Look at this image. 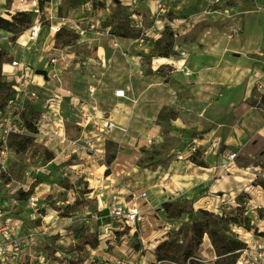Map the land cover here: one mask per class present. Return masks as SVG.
<instances>
[{
	"label": "rangeland",
	"instance_id": "obj_1",
	"mask_svg": "<svg viewBox=\"0 0 264 264\" xmlns=\"http://www.w3.org/2000/svg\"><path fill=\"white\" fill-rule=\"evenodd\" d=\"M55 1L54 15L46 11L38 18L49 26L59 27V43L54 47L55 34L52 47L47 51L51 55L68 53V46L75 43V23L82 30L99 33L104 30L111 41H118L121 36L132 40L133 44L142 42L139 48L133 49L134 54H151L150 50L158 38L161 39L160 46L171 41L174 49L169 57L152 54L157 66L151 70L139 61L140 57L133 61L126 60L118 46L112 45L116 48L114 50L110 43H106V56L111 60L106 62L105 67L91 70L101 77V81L90 80L96 86L95 92L90 95L86 83H82V76L87 74L86 66L80 62L86 60V47L79 46L75 50L80 56L79 64L67 65L60 74L48 72L49 77L45 78L34 73L32 67L21 64V47L25 45L21 46L20 43L19 46V42L15 44V41L7 44L10 51L7 52L6 64L9 65L0 68V78L8 83L0 87L1 119L15 121L17 115L22 121L37 122L43 115L51 116L52 110L46 106V99L52 95L50 89L68 86L65 82L66 79L68 81V69L80 79L73 89L80 95L79 99L93 103L101 110L98 116L93 113L94 118L85 128L76 131L70 129L73 137L81 136V139H88L94 144L95 151L91 154L86 149L71 151L66 143H60L57 139L47 141L37 131L21 151L9 147L11 151L5 164L0 157V201L4 203L5 215L7 218H19L21 221L15 232L31 233L38 243L28 246L26 251L31 255H43L44 260L40 264H117V258L123 259L124 264H161L154 256L155 246L162 240H172L181 246L191 224L200 220L203 211H207L221 217L212 225L221 240L235 239L245 246L228 257L217 256L204 235L195 258L201 264H213L214 261L217 264H238L239 261L242 264H256L260 254L264 253V218L259 216V208H264V138L252 132L244 123L249 141L237 150L226 151V146L221 145L216 150L214 161L207 162V155L213 153L212 150L198 147L196 140L192 139L205 130L203 125L207 122L200 117V106L194 102L197 101L195 95L198 97L202 90L199 86H193L196 82L194 76L199 73L194 72L188 61L180 65L174 61L179 57L184 58L188 52V47L183 46L182 42L193 41L196 44L194 49H202L204 45L209 48V42L218 36H225L229 32L234 34L231 27L243 22L239 14L235 15L231 9L238 0H224L221 3L220 0H207L205 10L184 17L166 12L162 5V10L156 8L155 12V17L164 24L156 39L147 35V23L142 21L141 26L135 23L141 22L139 18L132 21L116 10L110 9L107 14L104 10L102 21L92 29L85 26L84 21L76 22L82 19V15H78L80 11L87 14L96 6L99 7L97 10H101L104 5L102 0ZM184 18V26L192 25L186 34L180 26ZM226 27L230 29L227 33L224 32ZM239 32L242 33V27ZM67 40L72 42L64 46ZM49 42L48 37L46 43ZM4 44L6 41L1 45ZM92 47L88 49L91 54ZM36 52L35 47L29 48L30 54L35 55ZM51 55H47L48 58ZM203 55L207 56L208 52ZM239 55L237 51L230 55L226 53L225 60L235 62L234 71H223L227 64L222 62L216 72L218 85L211 89H220L216 99L226 89L238 93L244 90L247 100L264 111L260 99L264 95V72L252 69L257 63L256 59L241 56L238 60L235 57ZM48 58L43 59L37 68L47 70ZM159 58H168L169 61ZM12 60L20 62L19 67L14 68ZM185 65H189L192 71ZM22 77L35 80L38 97L18 94L11 107L4 112L8 101L5 96L7 89ZM130 82H136L139 89L148 87L150 91L141 97V101H137L129 126L115 125L106 129L104 121L108 117L111 97H115V89L128 87L123 99L134 104L131 87L128 86ZM204 92L213 93L208 88ZM78 109L71 105L69 107L68 97L60 104L67 133L76 121L83 119V112L87 115L92 112L84 105ZM226 114V111L218 110L217 119L223 120ZM200 118L201 123L196 124ZM230 118L228 116L227 121ZM149 130L153 134L145 133ZM46 150L52 151L53 159H45ZM232 153L235 157L229 160L228 155ZM192 154L197 162H204V166L192 162ZM189 162L200 166L202 175L193 178L180 190L174 188L175 183L171 179L182 172V165H190ZM143 190L147 191V200H139L138 204L147 215L144 223L135 230L116 228L113 233L103 232L101 229L105 228L109 202H127L132 193L137 195ZM20 191L29 194L21 196ZM30 196L36 199L33 206L29 202ZM182 206L192 207V212L173 216L174 209ZM238 206L243 207V216L249 218V226L246 223L238 225L225 218ZM94 238L98 240L96 247L83 243L85 239Z\"/></svg>",
	"mask_w": 264,
	"mask_h": 264
},
{
	"label": "crops",
	"instance_id": "obj_2",
	"mask_svg": "<svg viewBox=\"0 0 264 264\" xmlns=\"http://www.w3.org/2000/svg\"><path fill=\"white\" fill-rule=\"evenodd\" d=\"M102 1L104 5L101 7V10H97V8L99 7L96 6V9H93V11H91V9L88 7L90 11H87V14L86 12L84 13L80 11L78 15H82V19L80 21L77 20L76 22L84 21L85 26H89V24H92L94 26L95 24H98L100 21H102V12H104V10L107 11L105 14L109 13L110 9L116 10L122 12L123 15L128 16L130 19H132V21H138L139 18L141 22L139 21L135 23H139L141 26L142 21L147 23V28L145 29L147 35L151 38L156 39L161 31L160 28H162L164 25L160 18L155 17L158 3L166 8V12L175 14L178 17H184L187 15H192L191 13L199 14L202 10H205V2L207 0ZM223 1L224 0H220V3ZM56 4L57 1L50 0L48 6L45 7L42 13L45 14L47 11L51 16L54 15ZM103 7H106V9H102ZM36 9L38 10L36 0H0V16L4 18H10V15L14 14L16 11L32 10L37 15L34 19V22H36L39 21L38 18L41 15L37 14L38 12L34 11ZM231 9L235 11V15L239 14L240 19L243 20V22L240 21V23L242 24H237L234 27H231L232 30H234V34H231V32H229L225 36H218L216 39L209 42L208 47L210 49L205 45L202 49H194V46L196 44L193 41L182 42L181 44L183 46L188 47V52L186 56H184V58L179 57L174 60L177 61V65H180L183 62L187 61L190 62L192 64L194 72L199 73V75L196 74L194 76L196 82L193 86H199L202 88V90L200 91L198 97H196L195 95L197 101L194 102H197L198 106H200L199 112H202L200 114V117H202L204 120H207V122L203 125V127H205V130H202L199 134L193 136L192 139L196 140L198 147H208V149L212 150L213 153L207 155V162L214 161L216 150H218L221 145L226 146V151L237 150L249 141L250 136L243 128L244 123L247 124L248 128L252 132L264 138V111L261 108H256L252 105L251 102L247 100L246 91L242 90L241 93H238L236 91H230V89H226L224 92H220L219 99H216L217 91H220V89H211L213 88V86L216 87L218 85L217 80L215 79L216 72L222 62H226L227 64L223 71H226L227 69L234 71L233 66L235 62L233 60H225V55L227 52H229V55L233 54L234 51L240 52L239 57H235L238 58V60L239 58H241V56L251 58L253 60L256 59L257 63L252 69H255L254 71L262 70L264 72V57H262V55L264 56V0H238V3ZM157 21H159V23H157ZM183 22H186L185 18L182 20V24L180 26L184 29L183 32L186 34L190 30V28H192V25L184 26ZM241 27L242 33L239 32V30H241ZM38 28L39 35L30 44L27 40V29L22 31L17 40H15V44L19 42V46L20 43L22 44L21 46L25 45V47H21V61L23 62L21 64L32 67L34 73L36 69H38L37 67L40 65L43 59L48 58L47 55H51V53H47V51L52 47V43L54 40L52 26H49V24L47 23H45L44 25H41L40 23ZM82 29L83 28H80V30H77L75 32V43L68 46V59L66 60V63L60 61L56 64L55 68H58V74H60L67 65L69 66L74 64L76 66V63L79 64L80 62H82V64L86 66L85 68L87 72V74L82 76V83H86V88L90 95H93L96 89V86L93 83H90V80H95L96 82L101 81V77L99 78L98 75L96 76L91 70H93L94 67H105L106 62L111 60V57L106 56V43H110V47H112L114 50H116V48H114L113 46H118L121 53H123L127 58L126 60L133 61L137 60L136 57H140L139 61H142V63L144 62L145 65L151 70H154L156 68V58L152 57V54L148 53L144 55L141 53L134 54L132 52L134 48H139L142 45V42H135L137 43L135 45V43L133 44L132 40L121 36L118 37V41H111L110 36H107V34H105L106 31L104 30H101V32L99 33L98 31L92 32L88 29ZM108 29L109 26L106 27V30ZM228 31H230V29H227L226 27L224 32L227 33ZM10 35V32L0 29L1 51H10V48L7 46V44H10V41L8 40V37ZM24 37V41L21 42ZM48 37L50 40L49 44L46 43V39ZM4 41H6V44L1 45ZM31 46L35 47L37 51L35 55L29 53V48H31ZM79 46L86 47V60L82 59L80 60V62L78 61L80 59V56L77 55L75 51ZM90 46H93L92 54L91 52H88ZM144 48L147 49V47L145 46ZM204 52H208V55H203ZM159 59L169 61L168 58ZM6 63L7 62L3 63L0 68L4 69L6 65H9ZM19 64L20 62H18V65ZM185 66L190 71H192L189 65ZM47 68V70L44 68L42 69L46 70L47 77H49L48 72H52L53 67L52 65L48 64ZM1 73L3 74V70L1 71ZM30 80H33L35 82L34 79ZM79 81L80 79L74 75L73 71L68 69V81L67 79L65 81L66 84L68 83V86H59L54 90L50 89V91H52V93L59 94L62 100L68 97L69 107L71 105L73 108L76 107L77 109L79 108L78 110H80V108L84 105V107L92 109V112H88L90 113L88 114V116L91 117L92 120L94 116L99 115L98 113H100L101 110L97 108L95 104L79 99L80 95L73 90L74 84ZM128 86L131 87V100L134 102V104L131 105L127 101H125L123 99L125 96L111 97V101L107 110V119L114 124L116 123L115 125H121L125 127L129 126L134 115V109L136 108L137 101H141V97H145V95L150 91V88L148 87L139 89L138 87H136V82H130ZM120 88L125 89V93L128 89V87ZM207 88L209 91L212 90L213 93H205L204 90ZM218 110H224L227 112V114L221 121H219L216 116V112ZM83 115L87 114L83 112ZM228 116H230L231 118L227 121ZM200 123L201 118L199 121H196V124ZM195 128L198 127L196 126ZM70 129L76 131L79 128L75 125H72L70 128H68V132L72 133ZM145 133L153 134L152 130H149ZM211 143L213 144V146L211 145ZM191 164H193V167H191ZM191 164L182 165V172L179 174H175V179H171L172 182L175 183L174 185L176 187L173 185L174 188L180 190L184 188L185 185L190 184L193 178L202 175L201 171H199L200 166H197L194 163ZM204 174L208 173L205 172ZM168 176L170 177L171 175H169L168 173Z\"/></svg>",
	"mask_w": 264,
	"mask_h": 264
},
{
	"label": "built area",
	"instance_id": "obj_3",
	"mask_svg": "<svg viewBox=\"0 0 264 264\" xmlns=\"http://www.w3.org/2000/svg\"><path fill=\"white\" fill-rule=\"evenodd\" d=\"M162 5L160 3L157 4V9L162 10ZM38 12V10H35ZM40 21L34 22L27 29V40L30 44L36 38V34L38 31V27L40 25ZM94 26L89 24V28L92 29ZM53 34L59 30V27L56 25H52ZM74 30H80L79 25L74 26ZM115 44V43H114ZM68 59V54L65 55H52L50 56L48 63L52 65V71H54L53 75L58 73V68H55L58 62L66 63ZM60 60V61H59ZM12 66H18V61L12 60ZM187 73V72H186ZM33 80L22 77L18 80V83L12 85L10 90L12 91L11 95L8 97V101L6 103L4 112L11 107V103L19 94L20 96H27L29 98H36L39 95L38 88ZM52 95L48 96L46 99V106H48L52 110V115L46 116L43 115L42 119L37 122H32L35 124L38 135L44 137L47 141H53V139H57L60 143H66V145L71 149V151H82L86 149L87 153H93L94 144L88 139H81L79 137H73L71 132H66L65 130V120L63 118V114L60 110V104L62 99L60 95L57 93H51ZM116 97H124L125 89L117 88L113 92ZM16 116L15 121H8L6 118H0V157L2 159V163L5 164L8 158V154L10 153V148L6 144V135L10 132L17 133H28L24 124L19 117ZM57 117V118H55ZM91 121V117L88 115H83V119L81 121H76L75 126L79 129L85 128ZM104 127L106 129H111L115 127V124L106 119L104 121ZM34 135V134H33ZM235 157V154L232 153L228 155V159H232ZM1 163V164H2ZM2 167H4L2 165ZM147 191L143 190L139 194L132 193V197L129 201L125 200H112L108 204V213L106 215V221L104 222L105 228L101 230L103 232L113 233L114 230H124L125 228H130L135 230L141 224L144 223V220L147 219V215L144 209L139 207V200H147ZM31 205L36 204V199L33 196H30ZM115 198V197H114ZM1 200V199H0ZM4 203L0 201V264H40L43 263L44 257L43 255H31L30 252L26 251L28 246L37 245L36 236L31 233H20L17 234L15 230L19 226V222L21 221L19 218L9 217L7 218L4 209ZM170 225V224H168ZM29 257V260H27ZM117 264H124V260L121 258L116 259ZM242 264V262H240ZM256 264H264V253L260 254V260Z\"/></svg>",
	"mask_w": 264,
	"mask_h": 264
},
{
	"label": "trees",
	"instance_id": "obj_4",
	"mask_svg": "<svg viewBox=\"0 0 264 264\" xmlns=\"http://www.w3.org/2000/svg\"><path fill=\"white\" fill-rule=\"evenodd\" d=\"M50 0H36L38 13L43 14L42 11L48 6ZM36 13L32 10H20L10 15V18H4L0 16V29L8 31L11 35L8 37L10 42H14L20 36L22 31L28 29L33 23L36 17ZM45 22H41L44 25ZM61 33L58 31L55 35L54 47L59 43ZM71 40H67L63 43L64 46L71 44ZM161 39L158 38L152 46L150 53L157 54L159 56L169 57L170 51L174 49L172 42L168 41L163 46H160ZM7 52L0 50V66L7 62ZM8 83L0 78V87L6 86ZM12 91L7 89L5 96L8 98ZM262 103L264 104V95L260 96ZM26 130L28 133L10 132L6 135V144L8 147L13 148L15 151H21L32 138L33 134L37 132L35 124L31 121H24ZM45 159L47 161L53 159L54 155L52 151H45ZM192 162H197L196 156L192 154L190 156ZM198 165L204 166V162H197ZM29 192L20 191L21 196H28ZM231 215L226 216L229 222L235 224L246 223L249 226V218L243 216V207L238 206L233 209ZM192 207L182 206L174 209L173 216L178 217L183 213L190 214ZM259 216L264 218V208H259ZM217 220H221L218 214L203 211V217L191 224L187 235L182 240V245H178L172 240H162L154 248L153 253L157 261H161V264H201L196 257V253L199 250V246L202 242V238L206 235L212 245L214 252L217 256L228 257L233 255L236 250H239L245 246L244 243L235 239L221 240L218 236L217 230L212 226ZM249 228V227H248ZM84 244H88L91 247H96L98 244L97 239H85ZM213 264H217L216 261Z\"/></svg>",
	"mask_w": 264,
	"mask_h": 264
},
{
	"label": "water",
	"instance_id": "obj_5",
	"mask_svg": "<svg viewBox=\"0 0 264 264\" xmlns=\"http://www.w3.org/2000/svg\"><path fill=\"white\" fill-rule=\"evenodd\" d=\"M35 73L41 74L43 77H47L46 70L44 69H36Z\"/></svg>",
	"mask_w": 264,
	"mask_h": 264
},
{
	"label": "bare ground",
	"instance_id": "obj_6",
	"mask_svg": "<svg viewBox=\"0 0 264 264\" xmlns=\"http://www.w3.org/2000/svg\"><path fill=\"white\" fill-rule=\"evenodd\" d=\"M52 31H53V28H52ZM38 35H39V28H38V31H37V34H36V38L38 37ZM110 121V120H109ZM116 124V123H115ZM119 126V125H118ZM95 173H99V171H96ZM238 264H240V261L238 262Z\"/></svg>",
	"mask_w": 264,
	"mask_h": 264
}]
</instances>
